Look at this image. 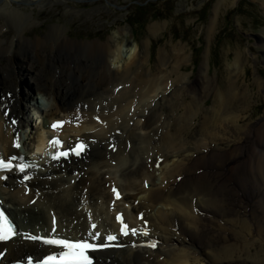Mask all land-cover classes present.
Returning <instances> with one entry per match:
<instances>
[{"label":"bare ground","instance_id":"obj_1","mask_svg":"<svg viewBox=\"0 0 264 264\" xmlns=\"http://www.w3.org/2000/svg\"><path fill=\"white\" fill-rule=\"evenodd\" d=\"M48 1L20 0L30 12L10 6L16 33L7 45L2 37L8 28L0 29V56L8 61L0 65V155L16 153L12 145L21 141L22 128H30L24 148L36 142L41 153L49 139L61 137L67 146L82 140L87 149L80 161L51 163L41 157L49 164L27 184L18 183L14 174L0 182V199L18 229L47 234L54 211L59 232L65 228L74 238L89 236L91 224L99 234L105 228L115 234L120 224L114 214L122 213L137 234L120 237L118 244L124 247L98 253L95 264H262L264 124L257 148L250 150L240 123L245 94L236 85L240 72H235L242 70L239 56L229 65L226 88L208 76V41L219 7L206 31L204 60L191 81L180 74L186 61L181 46L166 56L159 53L153 71L144 69L150 40L142 49L133 42L119 50L112 40H72L59 26L49 27L42 37L26 38L32 7ZM148 29L156 36L162 28L154 23ZM21 83L31 95L49 100L47 108L36 107L39 122L27 114ZM212 94L213 103L192 134V121ZM61 119L66 121L62 129L48 131V125ZM246 185L253 200L244 199ZM25 186L30 187L28 195ZM113 187L122 196L119 201L112 197ZM139 214L142 222L136 219ZM100 238L102 242L104 236ZM151 242L155 248L145 246ZM41 249L19 237L0 245L6 251L1 264Z\"/></svg>","mask_w":264,"mask_h":264},{"label":"rangeland","instance_id":"obj_2","mask_svg":"<svg viewBox=\"0 0 264 264\" xmlns=\"http://www.w3.org/2000/svg\"><path fill=\"white\" fill-rule=\"evenodd\" d=\"M19 1L0 0V12L5 10L3 17H0V29L3 30V26L8 28V32L4 29V35L1 34L0 37L3 35L6 45L16 33V24L9 17L11 7L20 6L25 12L31 11L29 6ZM217 2L218 0H49L40 6L32 7L34 16L27 23L28 29L24 36L30 39L42 37L49 27L59 26L63 29L65 27V36L72 40H112L110 44L119 50L133 47V42L142 49L143 43L150 40L149 63L144 69L151 68L153 71L159 53L169 54L173 47L181 46L185 48L182 55H186L183 57L186 61L184 60L180 74L187 76L191 81L198 75L204 52L210 42L208 76L222 89L227 86V77L232 67L229 65H233L239 56L242 70L237 69L235 72H240L236 85L239 91L245 94V111L240 114V123L245 127L251 150L257 148V136L262 132L260 128L264 124V0H222L218 6ZM6 5L9 6L6 8ZM218 7L217 22L207 42L206 31ZM141 22L142 25L137 26ZM154 23L159 24L162 29L156 36H151L148 27ZM120 32L124 34L120 35ZM116 57L111 64L113 68H116L114 62L119 61L118 55ZM0 58V65L7 64L5 62L8 61L3 56ZM135 69L136 67H133V70ZM4 80L7 82L8 77L5 76ZM23 83L20 84V98L23 100L25 96L28 99L23 103L27 105V114L33 117L34 122H39L38 108H47L49 100L43 96L31 95L32 93L22 86ZM28 95L31 96L28 98ZM211 96L203 104V112L196 121H192V134L197 133L195 124L198 125L200 118L211 107L214 95ZM164 112H168V109ZM29 131L30 128H24L21 137L24 138ZM227 146L224 144V147ZM246 151L249 158L248 148ZM248 197L253 200L251 188L246 185L244 199L248 200ZM250 240L256 241L253 237ZM259 242L264 246V241ZM253 250L251 254L254 253Z\"/></svg>","mask_w":264,"mask_h":264},{"label":"snow or ice","instance_id":"obj_3","mask_svg":"<svg viewBox=\"0 0 264 264\" xmlns=\"http://www.w3.org/2000/svg\"><path fill=\"white\" fill-rule=\"evenodd\" d=\"M7 115V113H5ZM76 119H79V117H76ZM16 121L13 120L12 124H15ZM63 123L65 122H54L51 125L52 130L56 131L59 128L63 126ZM14 147H19L18 138L13 143ZM50 147H56L60 148L61 142L58 138H53L49 141ZM84 150V145L81 143H77L76 146L71 150L72 153L79 156L80 153ZM69 155V152L67 151H57L51 158L53 160H57L60 157H67ZM17 159V157L13 156L9 159L8 162H4L3 160H0V171H11L12 165L11 161ZM22 159V158H20ZM26 165H17L16 168L19 172L23 173L25 172ZM0 179H4V177L0 176ZM25 179H29V177L25 176ZM147 186V185H146ZM113 192H116L115 189H113ZM116 198L119 199V193H116ZM117 222L121 223L120 232L123 235H128L129 230L127 228V225L123 224L122 217L120 215H117L116 217ZM93 229L96 228L95 224H92L91 226ZM53 231H55V228H53ZM131 234L136 235L137 230L131 229ZM14 233V229L11 225V223L8 221L7 217L4 215L3 212H0V241H6L11 239L12 235ZM143 235H147V231L142 233ZM93 239H101L100 234L98 232H92L90 233ZM26 238L31 239L33 241L40 240L41 243L48 246H55L62 251H60L57 255H49L45 256L42 264H94V258L91 256V253L101 251L103 249H107L109 247H113L112 242L116 241L117 237L114 235H107L105 238H103V242L99 244L95 243H89L87 240L82 241H75L71 242L66 239L56 238V239H47V238H39L36 236H28L25 234ZM135 246V245H134ZM146 247L155 248L156 242H151L145 245ZM28 264H32L31 258H29Z\"/></svg>","mask_w":264,"mask_h":264},{"label":"trees","instance_id":"obj_4","mask_svg":"<svg viewBox=\"0 0 264 264\" xmlns=\"http://www.w3.org/2000/svg\"><path fill=\"white\" fill-rule=\"evenodd\" d=\"M144 24H145V23H144ZM136 25H137V23H136ZM139 25L141 26V25H142V22H141V24H140V23H138V25H137V26H139Z\"/></svg>","mask_w":264,"mask_h":264}]
</instances>
